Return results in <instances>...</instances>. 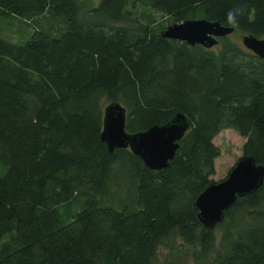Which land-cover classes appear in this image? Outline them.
I'll return each mask as SVG.
<instances>
[{"label":"trees","instance_id":"1","mask_svg":"<svg viewBox=\"0 0 264 264\" xmlns=\"http://www.w3.org/2000/svg\"><path fill=\"white\" fill-rule=\"evenodd\" d=\"M138 5L264 38V0H0V20L32 25L0 36V264H264V185L214 230L194 206L223 131L264 167V60L234 34L211 50L165 39ZM112 103L131 134L186 118L167 169L109 152Z\"/></svg>","mask_w":264,"mask_h":264},{"label":"water","instance_id":"2","mask_svg":"<svg viewBox=\"0 0 264 264\" xmlns=\"http://www.w3.org/2000/svg\"><path fill=\"white\" fill-rule=\"evenodd\" d=\"M235 29L208 20H189L175 23L161 33V37L186 43L190 47L202 46L208 50L230 37ZM243 47L264 60V38L253 35L242 38ZM127 110L119 103H112L104 110L102 142L110 153L130 150L151 171L168 168L180 149V143L190 130L183 115H177L164 126L146 132L131 134L126 130ZM264 185V167L251 157L241 158L223 181H214L197 199L195 209L201 223L214 230L239 198L256 193Z\"/></svg>","mask_w":264,"mask_h":264},{"label":"rangeland","instance_id":"3","mask_svg":"<svg viewBox=\"0 0 264 264\" xmlns=\"http://www.w3.org/2000/svg\"><path fill=\"white\" fill-rule=\"evenodd\" d=\"M136 17L142 18L145 21L151 22L157 32L164 31L173 23L164 15L153 12L145 6L138 5L134 8ZM31 22L25 20H0V36L12 41H22L27 38L31 32ZM245 35L236 33L232 39L239 45H242V38ZM215 144L221 149V156L216 161V175L212 178L213 181L220 182L226 179L243 157V148L245 139L242 138L235 130H225L216 139ZM218 232V239L221 238L220 230ZM166 254V253H165ZM163 254L162 256H165ZM163 257H161L162 259Z\"/></svg>","mask_w":264,"mask_h":264},{"label":"clouds","instance_id":"4","mask_svg":"<svg viewBox=\"0 0 264 264\" xmlns=\"http://www.w3.org/2000/svg\"><path fill=\"white\" fill-rule=\"evenodd\" d=\"M228 20L230 21V22H235V17H234V14L233 13H229L228 14Z\"/></svg>","mask_w":264,"mask_h":264}]
</instances>
